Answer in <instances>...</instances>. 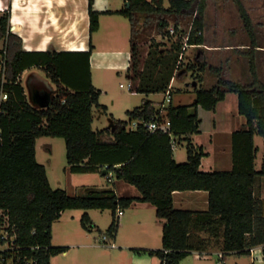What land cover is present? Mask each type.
<instances>
[{"label": "trees", "instance_id": "16d2710c", "mask_svg": "<svg viewBox=\"0 0 264 264\" xmlns=\"http://www.w3.org/2000/svg\"><path fill=\"white\" fill-rule=\"evenodd\" d=\"M119 12L131 17L135 12L166 10L194 15L188 43H205L204 26L207 0H126ZM244 26L252 42L248 56L252 83L221 79L212 89L196 88L195 101L190 104L158 105L145 99L141 105L127 111L129 118L113 117L111 126L94 129L93 107L101 106V89L91 78V54L88 51H27L22 38L10 29V13L0 16V38H5L7 49L5 70L0 69V209L9 212L16 224L22 253L34 254L39 264H51V258L67 250V246L52 244L53 223L67 209L86 211L81 222L85 229L94 228L88 213L90 208L113 210V220L107 228L112 237L118 231V209H125L135 201L151 202L157 216L165 219L163 247L159 249L135 248L161 258L162 264H182L191 252L240 251L264 243V200L255 194L257 176L264 175V157L261 169L255 167L256 133L264 137V83L258 77L255 50L256 34L252 18L242 0H235ZM110 12V11H109ZM90 30L99 28L101 12L89 2ZM177 33L181 30L177 26ZM202 33L199 34L198 32ZM188 32L185 34L187 35ZM172 36V35H171ZM172 41L171 47H160L152 42L144 56L142 46L136 42L131 48L132 91L142 93H174L171 81L186 72L179 65L184 37ZM199 70L207 66L203 52L197 55ZM185 59V58H184ZM32 66L42 67L56 88L50 105L41 107L29 99L22 73ZM217 70V68H215ZM197 81H203L201 72ZM4 90V91H2ZM228 92H235L239 112L246 117V126L233 132V159L231 170L204 171L203 146L193 142L192 135L200 132L198 107L215 110ZM106 108V105H102ZM191 106L196 108L191 110ZM169 120L170 129L151 131L144 123L131 127L134 119L146 121ZM41 136H59L66 141V156L73 172L108 171L137 187L139 196H119L114 188L99 190L86 188L84 194L71 195L65 188H54L46 166L36 153L37 139ZM183 139L188 142V158L177 161L175 148ZM112 177V176H111ZM176 190H208L207 210H186L174 206ZM196 232H200L196 234ZM40 246L39 249H32Z\"/></svg>", "mask_w": 264, "mask_h": 264}, {"label": "rangeland", "instance_id": "374dc122", "mask_svg": "<svg viewBox=\"0 0 264 264\" xmlns=\"http://www.w3.org/2000/svg\"><path fill=\"white\" fill-rule=\"evenodd\" d=\"M119 2L121 5L124 4V0H112V3ZM246 7H251L253 10V18L255 25V33L257 43L264 47V0H242ZM170 0H165V7H170ZM208 8L206 10V22L207 24H221V12L220 4L225 9L230 11L238 10V5L235 0H211L207 3ZM224 9V10H225ZM170 21H167L168 25L158 29V31H148L146 32L140 40V46L144 51V56L147 54L149 46L152 42L160 41V47H171L172 41L176 38H183V35L189 31L194 15L191 13L185 15H179L178 17H171ZM103 18V28L99 34L101 38V45L103 49L114 50L119 49L124 52L120 55V63L123 67L120 69H110V67L104 66L102 64L111 63V59H104L102 57L98 58V62L95 63L94 72V84L103 90L100 97L101 106H95L94 108V129H103L111 126L113 117L128 119L129 115L127 113L128 109H133L134 107L141 105L145 99H150L160 104L165 100L166 94L164 92H152V93H142V92H132L129 90L128 85L131 82L126 74L124 66L128 64V53L130 48V43L128 40L126 42H114L110 40V34L108 33V27L106 21ZM223 21V26H218L219 32H215V27L207 26V37L209 42H215L217 44L223 42H238L246 41L252 42L248 31L244 26L242 17L239 21L232 22L234 28H237L235 32H227L226 29L229 27V23ZM178 24H182L183 27L179 33L172 34L170 28L174 26L177 28ZM241 24V25H240ZM172 35V36H171ZM184 40V39H183ZM3 46V40L0 39V48ZM244 53L238 54L235 50H225V51H208L209 52V62L217 67H212L211 65L207 67L205 71L199 70V60L197 55L199 50L196 47H188L185 53V59L181 67L187 68L186 72L182 77H175L174 82V93L172 103L174 105L179 104H190L195 101L196 98V88L201 87H212L215 84H219L218 80H230V81H240L241 83H250L252 79V72L250 69V59L248 56L249 49L243 50ZM235 52L241 58L237 61L236 58H232V53ZM205 56V53H203ZM257 58V69L260 75L264 78V51H259L255 54ZM101 61V62H100ZM201 72L204 75L205 80L200 82L199 85H194L197 81L198 73ZM46 71L41 70V74L45 75ZM28 70L23 72L24 83L26 84V78L28 76ZM218 82V83H217ZM123 84L124 86H122ZM236 95V94H234ZM170 103H167L169 105ZM106 105V108L104 106ZM191 110L195 111L196 108L191 106ZM231 100L223 101L220 106L219 111L214 113L213 111L199 106V118L201 132L194 134V142H204L207 149L212 153V157L219 155V152L225 149V136L224 134H217L214 138V143H210V134L213 133L214 117L219 121L220 130L223 129L225 120L227 118H234L236 122L238 116L234 115L232 111ZM114 114V115H113ZM237 117V119H236ZM244 117V116H243ZM228 118V119H229ZM225 121V122H224ZM234 122V123H235ZM223 131V130H222ZM256 143L260 147L258 151L257 158V168L262 167V157L264 154V137L261 135L256 136ZM188 142L183 139L181 143L175 149L176 157L179 161H185L188 158ZM36 155L39 162L43 163L48 171V176L50 182L54 188L61 187L65 188L69 194H84L86 188L93 187L99 190L116 188L115 182L120 181L126 187H131L133 191H137L135 185L126 182L125 180H120L113 176L108 178V175L102 173V169L98 171L89 172H73L70 169L66 156V141L63 137L59 136H41L37 139L36 144ZM264 180V176L262 177ZM122 190V189H121ZM123 191V190H122ZM124 192L130 193L132 190ZM85 209L72 208L67 209L60 219L53 223L52 227V244L67 246V250L60 252L57 255L52 256L51 264H111L110 258L115 254L119 248H107L99 243H101V238L104 233H107V228L110 226L113 220V210L110 208L99 209L92 208L88 209L92 220L94 221V228L87 230L83 227L81 222V217ZM137 211V212H134ZM141 217L143 222H149L147 230H150L152 234L153 242L157 241L159 238L160 231L157 234V225L155 224V219L158 218L155 212L150 210H129L126 209L125 214L120 218L129 217V222L126 226L118 231V238L116 240L117 245L125 244V242L141 240L142 238L138 234L141 231V226L135 221L136 214ZM141 213V214H140ZM92 221V222H93ZM160 240V239H159ZM160 244V241H158ZM115 243V242H114ZM115 243V244H116ZM193 258H189L188 261H192ZM187 263V262H186ZM188 264V263H187Z\"/></svg>", "mask_w": 264, "mask_h": 264}, {"label": "crops", "instance_id": "0c3cea01", "mask_svg": "<svg viewBox=\"0 0 264 264\" xmlns=\"http://www.w3.org/2000/svg\"><path fill=\"white\" fill-rule=\"evenodd\" d=\"M211 0H207V3ZM89 2L90 0H0V16L6 11L10 13V29L11 31L17 33L22 38L23 48L27 51H46L49 49L58 50V51H88L90 49V43L93 45L92 54H91V78L94 84V72L93 68L98 58L102 57L104 59L110 58L111 63L105 64L102 60L104 66L110 67V69H120L123 67L120 62V55H123L124 52L119 49L106 50L103 49L101 43V38L99 36L103 28V18L106 21L108 27V33L110 34V40L114 42H126L130 43V48H132L133 43H140V40L144 38V34L148 31H158L168 25L167 21H170L171 17H178L179 15H188V12L176 13L166 10L153 11V12H135L131 17L121 14L119 11L125 7L126 0L124 4L112 3V0H93V8L101 12L99 17V28L91 32L90 30V14H89ZM244 4V3H243ZM171 5V4H170ZM246 7V6H245ZM164 8L165 7L164 0ZM208 8V4H207ZM206 8V10H207ZM222 7L220 4L221 24L216 22L213 24H207L206 22V11H205V26H204V37L205 43L196 47L200 55L201 52L205 53V58L207 61V66L203 71L207 69L208 66L215 67L214 64H211L208 60L209 52L214 51H225V50H235L236 53H244L243 50L249 49L251 42L238 41V42H223L215 43L209 42L207 37V26L215 27V32H219L218 26H223V21L229 23L227 32H235L237 28H234L232 22L239 21L241 18V13L238 10H228ZM249 12L253 24V10L251 7H246ZM110 11V12H109ZM243 20V19H242ZM225 23V24H226ZM241 25V24H240ZM178 27L182 28V24H178ZM255 30V25H254ZM256 34V33H255ZM257 38V36H256ZM139 42V43H138ZM140 45V44H139ZM255 54L259 51H264V47L257 43ZM235 52L232 53V58L238 59L241 58ZM128 53V64L124 66L126 74L131 80V75L128 72V68L131 64V49L127 51ZM256 57V56H255ZM198 59V58H197ZM101 62V61H100ZM257 65V58H256ZM217 68V67H215ZM42 67L32 66L27 68L29 74L26 78V84L24 83L23 73L21 75V83L23 84L29 99L34 103L40 105L36 99L35 95L38 92H49L53 91L56 88L55 83L47 75L41 74ZM183 68L182 70H184ZM25 70V71H26ZM258 77L261 82L264 83V78L258 72ZM175 79V78H174ZM171 81V86H174L175 80ZM205 77L203 75V81ZM253 77L250 83L251 84ZM216 81H219L218 78ZM230 81V80H229ZM197 82V86L200 82ZM240 82V81H236ZM218 83V82H217ZM129 84H132L130 82ZM244 84V83H243ZM95 85V84H94ZM124 86L123 84H121ZM217 85V84H215ZM96 86V85H95ZM97 87V86H96ZM212 87L205 86L206 89H212ZM98 88V87H97ZM100 89V88H99ZM132 91V89H129ZM136 92V91H132ZM103 90H101V95ZM165 93V92H164ZM166 94V93H165ZM236 94V95H234ZM100 95V97H101ZM2 94L0 93V99ZM231 100V105L233 108L234 115L238 116L237 121H234V118H227L226 123H224L223 131L219 128V121L214 117V126L213 133L210 134V143H214V138L217 134H224L225 136V149L219 152V155L212 157V152L207 149V146L204 142H194V134L192 135L193 142L197 145L203 146L205 155L202 157L201 169L204 171H213V170H231L234 166L233 159V132L235 130L241 129L246 126V117L239 112V100L238 95L235 92H228L225 99L220 101L215 110H211L214 113L219 111L220 106L223 104V101ZM100 101V98H99ZM41 106V105H40ZM42 107V106H41ZM93 107V114H94ZM130 110V109H128ZM199 114V107L197 109ZM114 115V114H113ZM244 116V117H243ZM95 117V116H94ZM224 121V122H225ZM94 122V121H93ZM235 122V123H234ZM201 132V129H200ZM196 134V133H195ZM260 135L258 133L254 136L255 146L258 151L260 147L256 143V136ZM177 148V147H176ZM175 148V149H176ZM257 157L255 160V167L257 168ZM174 157L179 161L174 152ZM264 157V154H263ZM262 157V164H263ZM186 161V160H185ZM262 168V167H261ZM260 168V169H261ZM47 169V168H46ZM259 170V168H257ZM48 173V171H47ZM103 173V171H102ZM104 174V173H103ZM105 175V174H104ZM107 175V174H106ZM112 173L108 174V178H111ZM264 175L257 176L255 182V194L264 200V180L262 179ZM121 180V179H120ZM123 180V179H122ZM131 184V183H130ZM115 191L119 196H139L140 192L133 191L131 187H126L120 181L115 182ZM137 188V187H136ZM123 191H122V190ZM125 190H132L131 194L124 192ZM174 206L178 209L186 210H207L209 208V191L208 190H176L173 194ZM129 210H150L151 212L156 213V206L151 202H141L135 201L128 207ZM92 209V208H90ZM127 208L123 209V213L119 216V227L118 231L122 230L124 226L129 222V217L121 219L120 217L125 214ZM137 212V211H134ZM84 213V212H83ZM89 213V212H88ZM136 214V213H134ZM138 214V213H137ZM135 215V221L141 226V231L138 232L142 238L137 242L127 241L125 244H120L119 246L116 243L118 238V231L115 236L111 237L112 242H115V246H104L107 248H116L119 250L111 256V264H162V260L157 255H152L149 252L137 251L135 248H146V249H159L163 247V228L165 219L158 217L155 219V224L157 225V234L160 231L159 238L157 241L153 242L152 234L150 230L148 231V223L143 222L141 217ZM141 214V213H140ZM90 215V214H89ZM157 215V213H156ZM91 217V216H90ZM92 219V218H91ZM93 221V220H92ZM94 223V221H93ZM200 232H196L198 234ZM160 239V240H159ZM160 241V244H158ZM100 244V243H99ZM102 245V244H100ZM58 246V245H55ZM60 246V245H59ZM103 246V245H102ZM251 248H255L254 253L252 254ZM249 252H240V251H218V252H199L197 250L188 254L182 261V264H264V243L257 246L251 247ZM189 258H193L192 261H188ZM187 262V263H186Z\"/></svg>", "mask_w": 264, "mask_h": 264}, {"label": "built area", "instance_id": "2783aa9c", "mask_svg": "<svg viewBox=\"0 0 264 264\" xmlns=\"http://www.w3.org/2000/svg\"><path fill=\"white\" fill-rule=\"evenodd\" d=\"M191 28L192 26L190 27L187 35H185L184 37L183 51H185L188 47L192 46L191 44L188 43ZM170 32L172 34H175L177 32L176 28L172 26L170 28ZM198 33L201 34L202 32L199 31ZM2 40H3V46L0 48V69L4 71L6 66L5 65L6 59L4 57V54L6 53L7 49L5 47V38H2ZM184 58H185V53L182 52L180 54L179 65L184 60ZM128 88L131 89V84L128 85ZM6 98H7V94L2 93V97L0 100ZM171 101H172V94L169 89L166 92V97L162 106L163 107L166 106L167 103H170ZM140 123H144V125L151 131H155L158 129L168 131L171 125V122L169 120L164 121V120H160L159 118L152 119L149 121H146L144 119L142 120L134 119L131 122V127L136 128ZM172 142H173V147L176 148L177 147L176 141L173 140ZM122 213L123 210L118 209V216H120ZM18 239H19L18 229L16 224L12 221L9 212L5 209H0V264H39L40 263L39 259L34 254L28 255L27 253H22L23 252L22 250L25 247L19 243ZM100 241H101L100 244H102L103 246H115V243L112 242L111 237L107 233L103 234ZM39 248L40 246L32 247L33 250ZM251 251L253 254L255 248H251Z\"/></svg>", "mask_w": 264, "mask_h": 264}, {"label": "water", "instance_id": "95a60500", "mask_svg": "<svg viewBox=\"0 0 264 264\" xmlns=\"http://www.w3.org/2000/svg\"><path fill=\"white\" fill-rule=\"evenodd\" d=\"M194 85H197V82L194 83ZM51 93L50 92H38L36 93L35 95V99L36 101L42 106V107H47L50 105V102H51ZM104 174H107L108 171L105 169L103 171Z\"/></svg>", "mask_w": 264, "mask_h": 264}]
</instances>
